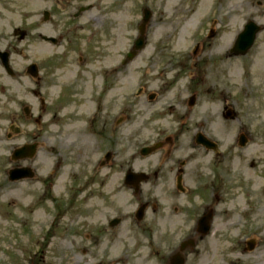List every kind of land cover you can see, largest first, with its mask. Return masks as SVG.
<instances>
[{
  "label": "rangeland",
  "instance_id": "1",
  "mask_svg": "<svg viewBox=\"0 0 264 264\" xmlns=\"http://www.w3.org/2000/svg\"><path fill=\"white\" fill-rule=\"evenodd\" d=\"M61 1L66 5L63 11ZM248 1L0 0V28L63 35L55 52L75 46L81 32L72 14L79 6L92 5L79 20L93 17V53L102 55L93 57V75L115 65L119 54L132 45L140 7L147 5L152 11L144 49L116 74L121 79H114L117 83L106 95L93 94V144L91 132L83 126L89 100L76 99L60 111L55 105L48 128L54 137L49 145L42 144L36 157L38 175L25 182H1L0 175V264H93L95 252L97 258L108 254L98 264H151L140 263L138 255L145 258L146 249L135 250L126 234L127 229L132 232L130 219L118 237L100 239L94 246L93 224L104 215H115L118 206L134 207L119 182L126 168L152 172L163 158L188 159L189 171L194 166L203 174L205 186L199 196L206 194L214 202L217 217L198 247L195 264H264V0H255L262 2L260 6ZM45 9L51 17L42 21ZM248 19L262 25V31L245 55L229 56L228 49ZM2 33L8 37L7 31ZM33 36L34 44L41 42ZM31 40L30 34L17 48L25 53ZM197 43V52L191 53ZM18 59L13 58L14 65L25 63ZM138 85L143 91L134 95ZM49 92L55 103L57 88ZM149 93L155 94L151 100ZM224 107L235 110L236 119L223 118ZM69 111L76 115L66 119ZM198 132L214 141L218 151L196 144ZM239 133L248 137L243 147L237 144ZM166 136L172 142L167 145L173 146L170 155L163 149L148 157L139 155L142 146ZM107 150L112 158L100 167ZM223 169L237 175L219 179ZM184 183L193 182L186 175ZM155 184L150 175L141 187L153 193ZM101 204L106 207L96 206ZM249 239L255 245L246 251Z\"/></svg>",
  "mask_w": 264,
  "mask_h": 264
},
{
  "label": "flooded vegetation",
  "instance_id": "2",
  "mask_svg": "<svg viewBox=\"0 0 264 264\" xmlns=\"http://www.w3.org/2000/svg\"><path fill=\"white\" fill-rule=\"evenodd\" d=\"M255 2L257 6H260L258 1ZM247 3L251 4V0ZM60 4L59 8L63 11L66 5L63 1ZM250 6L252 7V5ZM2 9L0 8V11ZM83 13L75 11L72 14L74 23L81 32L76 38L75 46L70 48L63 46L62 50L56 52L53 50L60 45L58 42L64 39L63 35H58L57 44H50L49 41L41 38L40 32L34 33L31 30H25L24 37L19 38L18 30L20 28H0L1 182H5V180L25 182L29 179L10 181L8 175H38L35 166L36 157L42 144L49 145L50 139L54 137L50 135L48 128L51 120V108L55 105L60 111L65 109L66 103L69 104L76 99L89 100L91 109L85 117L83 126L85 130L89 129L91 132L93 144V94L98 97L106 95L112 89V85L121 79H118L116 74L122 73L128 63L123 62V57L127 54L126 50L119 54L118 64L100 71V75H93V57L100 58L102 55L101 52L93 53V17L89 16L85 21H81L79 19ZM2 31H7V38L3 37ZM124 31L127 32V29ZM30 34L32 40L27 44L24 53L22 48H17V43L28 39ZM33 34L42 43L34 44ZM51 51L53 52L51 53ZM3 52L7 53L12 70L6 71L2 67V59L5 57L2 55ZM14 57H18V61L21 63L25 61V63L14 65ZM1 78H4L6 82H2ZM53 86L57 88L55 103L50 102L49 97L50 88ZM148 99L150 98L148 97ZM69 112L66 119H71L76 115V113ZM161 143L164 155H170L173 151V146H168L172 144L171 138L166 136ZM21 147L25 149L13 154L15 149ZM13 169L16 171L10 174V170ZM129 169L132 168H127V170ZM136 171L153 175L156 181L153 193L144 192L142 187L135 189L124 185L130 193L134 207L131 210H125L118 206L115 215L110 217L104 215L103 218L96 219L93 224V246L98 244L100 239L113 240L118 237V230L122 229L128 218L131 222L132 232L127 229L126 234L133 239L135 250L146 249L145 258L138 255L140 263L149 260L151 264H195L194 256L199 254L198 247L208 237V234L201 235L198 221L200 217L208 213L210 214L209 225L211 227L217 217L216 209L211 207L214 206V202L211 204L210 196L208 197L206 194H203V197L199 196L205 186V183L200 180L203 174L194 170V166L189 171L188 159L174 158L158 160L152 172L143 169ZM90 172L93 178V163ZM45 175L52 174L47 172ZM186 175L190 177L192 184L184 183ZM222 175L237 174L226 172L223 169L219 172L218 178L222 179ZM119 180L120 184H123V178ZM119 187L123 188L118 185ZM112 190L113 188L106 194L113 195L110 193ZM212 195L218 200L214 191ZM142 204H145V208L142 218L138 220L136 210ZM96 206L106 207L103 204ZM107 207L111 208L112 205ZM95 210L93 209V211ZM105 254L97 258L95 252L93 264H98L100 261L98 259H101ZM134 254L132 253V255Z\"/></svg>",
  "mask_w": 264,
  "mask_h": 264
},
{
  "label": "water",
  "instance_id": "3",
  "mask_svg": "<svg viewBox=\"0 0 264 264\" xmlns=\"http://www.w3.org/2000/svg\"><path fill=\"white\" fill-rule=\"evenodd\" d=\"M45 15H47V13H45ZM149 17V12L145 11L144 12V19L143 21L145 22ZM144 25L142 24L140 26L141 31L143 30ZM260 30V27L258 25H256L254 22L252 21H248L244 27L243 30L241 32L238 33L233 47L230 50V54L233 55H241V54H245L247 52V50L250 48V46L253 43V40L255 38L256 33ZM143 46V37H138L137 40L135 41V45L134 48L136 50L141 49V47ZM132 57V54H129V58ZM6 64V61H5ZM193 102V99L191 100V103ZM231 112H228L226 117H231ZM196 141L198 143H202L204 146H206L207 148H215V144H213L212 142H210L209 140H207L205 137H203L202 135L198 134ZM246 142V138L243 135L239 136V144L240 145H244ZM156 148V147H154ZM149 152H151V150L149 148H144L141 150V153L143 155L148 154ZM142 178H145L143 176L140 175H134L132 172H129L126 176V180L127 182H131L133 180H141ZM206 219L201 218L200 219V226L202 229V232L205 234L208 230V225L206 224ZM205 222V223H204ZM206 224V225H205ZM248 248L252 249L253 248V243L249 242L248 243Z\"/></svg>",
  "mask_w": 264,
  "mask_h": 264
},
{
  "label": "bare ground",
  "instance_id": "4",
  "mask_svg": "<svg viewBox=\"0 0 264 264\" xmlns=\"http://www.w3.org/2000/svg\"><path fill=\"white\" fill-rule=\"evenodd\" d=\"M198 46V45H197Z\"/></svg>",
  "mask_w": 264,
  "mask_h": 264
}]
</instances>
